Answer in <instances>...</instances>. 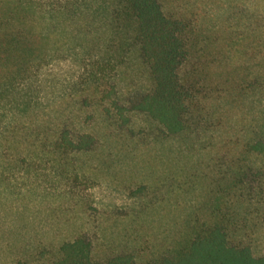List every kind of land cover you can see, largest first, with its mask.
<instances>
[{
  "label": "rangeland",
  "instance_id": "1",
  "mask_svg": "<svg viewBox=\"0 0 264 264\" xmlns=\"http://www.w3.org/2000/svg\"><path fill=\"white\" fill-rule=\"evenodd\" d=\"M33 1L53 23L52 43L15 86L24 111L7 109L0 123V264L46 263L60 243L78 236L91 243L96 261L130 254L136 264L151 262L195 212L204 215L214 174L236 141L264 132V94L222 98L206 120L168 136L134 110L149 86L136 49L124 57L114 47L108 52L105 16L77 14L78 5L94 0ZM162 2L212 31L264 20V0ZM228 59L218 57L213 71L221 73ZM63 131L73 140L91 135L95 144L67 150L57 140ZM245 207L251 216L238 238L263 256L264 179Z\"/></svg>",
  "mask_w": 264,
  "mask_h": 264
},
{
  "label": "trees",
  "instance_id": "2",
  "mask_svg": "<svg viewBox=\"0 0 264 264\" xmlns=\"http://www.w3.org/2000/svg\"><path fill=\"white\" fill-rule=\"evenodd\" d=\"M93 3L78 5L77 14L105 16L110 30L108 52L114 47L124 57L136 49L147 68L149 86L134 110L164 134L187 133L194 121L206 120L209 106L222 98L242 100L264 94V20L212 31L194 16L166 10L162 0ZM52 31V21L39 16L33 0H0V123L7 109L24 111L26 101L15 98V86L45 57ZM218 57L229 58L230 65L220 67L221 73L213 71ZM213 75L221 78L211 80ZM57 140L65 149L78 152H87L95 144L91 135L73 140L67 131ZM235 148L214 174L204 215L195 212L172 246L146 264H264V255L256 256L252 246L238 238L251 216L245 202L258 179H264V132L238 139ZM258 159L262 167L255 166ZM42 264L136 263L130 254L96 261L91 243L78 236L60 243Z\"/></svg>",
  "mask_w": 264,
  "mask_h": 264
}]
</instances>
